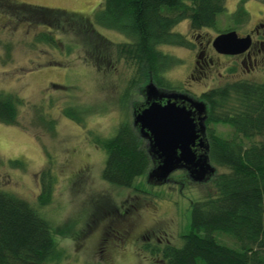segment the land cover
Wrapping results in <instances>:
<instances>
[{
	"label": "rangeland",
	"instance_id": "374dc122",
	"mask_svg": "<svg viewBox=\"0 0 264 264\" xmlns=\"http://www.w3.org/2000/svg\"><path fill=\"white\" fill-rule=\"evenodd\" d=\"M15 1L82 14L91 21L102 2ZM239 1L227 0V10L218 17L215 28L193 31L188 21L173 28L171 32L182 35L188 46L159 47L178 61L163 74L159 87H186L204 101L203 94L211 90L229 82L248 81L249 76L239 75L240 66L227 58L221 59L223 65L216 66L207 79L199 80L196 73L193 79L190 77L195 36L214 39L231 26L230 14ZM245 8L249 17L242 22L239 34L246 33L256 21L264 10V0H249ZM23 24L21 18L0 14V92L22 102L17 108V125L0 123V190L15 194L47 215L58 246L64 251L60 264H161L160 256L153 252L155 246L167 241L182 244L189 230L192 202L212 193L216 175L227 170L212 165L214 173L201 182L178 171L170 176L173 181L162 183L148 177L155 169L152 159L148 171L135 180L132 188L106 182L102 177L106 153L93 141L111 138L121 123L134 126L135 116L144 108L143 90L149 83H157L144 78L136 60L118 51L119 44L128 40L115 31L94 25L110 47L91 35L71 32V38L64 42L74 44V49L67 53L61 44L57 50L46 44L31 48L32 38L26 35L32 37L36 29ZM70 29L65 27L60 32ZM7 43L12 44L9 53L5 50ZM94 50L101 53L100 59L95 58ZM231 66L238 68L237 75H231L227 69ZM67 109L77 115L78 121L64 115ZM51 121L55 125L52 131L48 129ZM209 128L221 137L229 135L228 127ZM135 131L140 133V128ZM141 140L144 148L149 146ZM15 161L22 164L14 166ZM46 169H50L53 180L52 196L50 203L40 208L41 173ZM144 235H152L151 240Z\"/></svg>",
	"mask_w": 264,
	"mask_h": 264
},
{
	"label": "trees",
	"instance_id": "16d2710c",
	"mask_svg": "<svg viewBox=\"0 0 264 264\" xmlns=\"http://www.w3.org/2000/svg\"><path fill=\"white\" fill-rule=\"evenodd\" d=\"M248 1L240 0L230 14L236 28L249 17L245 8ZM226 2L102 0L91 21L88 16L62 9L0 0V14L21 18L23 25L35 27L32 37L26 35L32 38L31 48L46 44L57 50L61 44L71 53L74 44L64 42L71 38V32L91 35L110 47L94 25L115 31L128 40L119 44L118 51L138 62L144 78L162 85L163 74L178 61L159 47L188 46L182 35L171 32L173 28L182 21H188L193 31L215 28L218 17L227 10ZM65 27L71 29L61 34ZM11 45H5L8 53ZM94 52L95 58L101 56ZM203 99L208 117L207 156L211 165L227 172L216 175L212 193L192 202L189 230L182 244L176 246L169 241L155 246L153 252L160 256L161 264H264V81L229 82L203 94ZM21 103L16 96L0 92V123L17 125ZM63 112L78 121L70 109ZM210 125L228 127V137H221ZM54 126L53 121L48 122L50 131ZM93 144L106 153L102 177L113 186L132 188L149 169L150 147H143L139 133L129 123H121L114 136L96 138ZM49 171L41 173L39 207L51 201L53 180ZM47 218L26 200L0 190V264H60L64 251Z\"/></svg>",
	"mask_w": 264,
	"mask_h": 264
},
{
	"label": "water",
	"instance_id": "95a60500",
	"mask_svg": "<svg viewBox=\"0 0 264 264\" xmlns=\"http://www.w3.org/2000/svg\"><path fill=\"white\" fill-rule=\"evenodd\" d=\"M250 42L249 36L238 38L235 31H230L217 36L213 46L221 54L237 55L244 53L249 48ZM146 92L148 96H154L157 88L153 83H149ZM194 105L200 111L204 107L201 102H196ZM201 124L199 130L204 133L203 120ZM133 125H139L140 135L149 138L151 149L160 160V164L149 173L150 179L166 182L169 176L181 167L188 168L190 179L197 182L214 173L208 156H196L192 150L199 135L191 112L185 107L176 106L170 101L165 105L153 102L135 116ZM199 145H204L201 139Z\"/></svg>",
	"mask_w": 264,
	"mask_h": 264
},
{
	"label": "flooded vegetation",
	"instance_id": "af4514ba",
	"mask_svg": "<svg viewBox=\"0 0 264 264\" xmlns=\"http://www.w3.org/2000/svg\"><path fill=\"white\" fill-rule=\"evenodd\" d=\"M242 24H238L237 28L234 26V23H232L231 26H228L224 30L220 31L214 39L219 36L220 34H224L230 31H235L238 38H245L249 36L251 38L250 46L249 48L242 54L237 55H226L221 54L217 52V50L213 46L214 39H205L202 35L195 36V43H193L196 54L194 55L195 61L193 69L191 70L190 77L193 79L194 73L198 74L199 80L207 79L209 76L212 75L213 70L217 69L218 65H223L221 59L227 58L231 61H235V64L240 66V73L239 75H246L249 76L247 79L248 82H258L259 80H264V10L260 12V15L257 17L256 21L253 23V25L248 29V31L244 34H239V28H241ZM225 67V66H224ZM232 76L237 75V67L231 66L227 68ZM221 75V74H220ZM155 85V84H154ZM157 88V93L154 96H148L146 92V87L143 90L145 101H144V110L147 108L150 104L153 102H156L160 105H165L169 101L171 103H175L176 106L179 107H185L187 110L191 112V117L196 124V129L199 135V138L195 142V145L193 146L192 150L195 153L196 156H202L205 154L206 151L209 149V142L207 138V107L205 102L200 99L199 97L192 95L189 93L186 87L181 88H175V89H166L159 87L158 84L155 85ZM201 102L203 103L204 107L201 109H196L195 103ZM141 110V111H142ZM205 124V132L201 133L199 128L201 127V123ZM136 129H139V125L134 126ZM199 130V131H198ZM139 131V130H138ZM139 133V132H138ZM139 136L142 137L139 133ZM150 147V152L152 153V159H154L155 162V168L160 164V160L157 157V154H155L151 149V144L148 137H142ZM202 140L204 142V145H199V140ZM208 147V148H207ZM154 165V164H153ZM183 172L187 175L190 179V170L186 167H181L175 172ZM172 173V174H173ZM171 174V175H172ZM150 175V174H149ZM170 175V176H171ZM170 176L166 182L173 181L170 179ZM164 182V183H166ZM128 210V209H127ZM119 212V211H117ZM116 212V213H117ZM128 214V212H126ZM122 216V214H120ZM123 218V217H121ZM132 225V224H131ZM130 226L126 227L129 228ZM132 227V226H131ZM146 236V239L148 241L151 240L152 235H144ZM154 237H157L154 235ZM158 242H160L159 239H157ZM168 243V241H167ZM159 244H162L159 243Z\"/></svg>",
	"mask_w": 264,
	"mask_h": 264
}]
</instances>
